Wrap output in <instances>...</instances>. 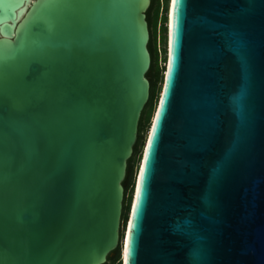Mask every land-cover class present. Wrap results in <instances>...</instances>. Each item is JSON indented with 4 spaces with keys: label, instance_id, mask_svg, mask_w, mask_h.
I'll return each instance as SVG.
<instances>
[{
    "label": "water",
    "instance_id": "95a60500",
    "mask_svg": "<svg viewBox=\"0 0 264 264\" xmlns=\"http://www.w3.org/2000/svg\"><path fill=\"white\" fill-rule=\"evenodd\" d=\"M151 1L0 0V264H264V0H170L121 232Z\"/></svg>",
    "mask_w": 264,
    "mask_h": 264
},
{
    "label": "trees",
    "instance_id": "16d2710c",
    "mask_svg": "<svg viewBox=\"0 0 264 264\" xmlns=\"http://www.w3.org/2000/svg\"><path fill=\"white\" fill-rule=\"evenodd\" d=\"M164 8L162 10V14L160 16V3L159 0H152L148 11L146 12V21L148 24L149 32H150V40L148 43V50L151 56V66L146 75L147 79L150 83V95L149 100L144 107L139 125H138V133H137V141L133 148V155L127 163L126 177L123 182L124 187V202H123V212H122V222L125 223L128 219V214L130 211V202H131V194L133 187V176L134 170L137 163V158L141 153L142 146L144 143V137L150 122V119L153 114V107L158 94V84L162 80V70L158 65V50H157V25L160 23V33L161 39L164 42L166 37V14H167V0H165ZM165 53V51H164ZM106 264H121L120 262V249L112 252Z\"/></svg>",
    "mask_w": 264,
    "mask_h": 264
},
{
    "label": "rangeland",
    "instance_id": "374dc122",
    "mask_svg": "<svg viewBox=\"0 0 264 264\" xmlns=\"http://www.w3.org/2000/svg\"><path fill=\"white\" fill-rule=\"evenodd\" d=\"M159 3H160V16H161L162 10H163V8L165 6L164 5L165 0H159ZM169 5H170V0H167V13H168ZM166 25H167V20H166ZM156 34H157L158 65H159L160 69L162 70V80L158 84V89L159 90H158L157 98H156V101H155V104H154V107H153V114H152V117L150 119L147 131H146V134H145V137H144V143H143V146H142L141 153L139 154V156L137 158V163H136V167H135V170H134V176H133V181L135 183H136V178H137V175H138L140 163H141V160H142V155H143V152H144L145 143L147 141L148 132H149V129L151 127L152 119H153V116H154V114L156 112V109H157V106H158V103H159V98H160L161 90H162V87H163L164 75H165V70H166V65H167V50H168L167 26H166V37H165L166 39H165L164 42L161 39L160 23L157 25V33ZM164 51H165V53H164ZM135 183H133L131 198H132V196L134 194ZM130 207H131V202H130ZM127 223H128V219L124 223V227H123L124 231L126 229Z\"/></svg>",
    "mask_w": 264,
    "mask_h": 264
},
{
    "label": "snow or ice",
    "instance_id": "6c2138e0",
    "mask_svg": "<svg viewBox=\"0 0 264 264\" xmlns=\"http://www.w3.org/2000/svg\"><path fill=\"white\" fill-rule=\"evenodd\" d=\"M62 2V0H46V3L43 5L44 7H48V6H58L60 3ZM173 4L175 5V0H173ZM172 67H173V64L172 62L170 61L169 63V71L171 73V70H172ZM170 85L168 83H166L165 85V93H167V89ZM164 103V101H162V104ZM160 115V113H158V116ZM156 125L153 126V130L155 131L156 130ZM154 143V139L153 137H150L149 138V149L151 148V146L153 145ZM149 152L146 150V154H145V157H146V160L149 158ZM144 178V170L142 169V175H141V179ZM142 198V188L138 186V189H137V199L138 201ZM139 214V208H136L134 207L133 208V217L137 216ZM134 232H135V224L134 223H130L129 224V239L131 241V237L134 236ZM128 254L130 255L131 254V248L129 247L128 249Z\"/></svg>",
    "mask_w": 264,
    "mask_h": 264
},
{
    "label": "flooded vegetation",
    "instance_id": "af4514ba",
    "mask_svg": "<svg viewBox=\"0 0 264 264\" xmlns=\"http://www.w3.org/2000/svg\"><path fill=\"white\" fill-rule=\"evenodd\" d=\"M132 183H135V182L133 181ZM123 227H124V223L122 222V223H121V232L124 231V228H123Z\"/></svg>",
    "mask_w": 264,
    "mask_h": 264
}]
</instances>
